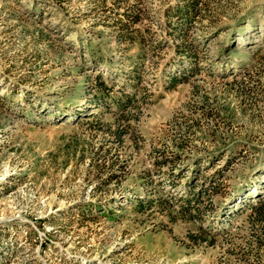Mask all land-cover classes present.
Returning <instances> with one entry per match:
<instances>
[{
    "label": "rangeland",
    "instance_id": "rangeland-1",
    "mask_svg": "<svg viewBox=\"0 0 264 264\" xmlns=\"http://www.w3.org/2000/svg\"><path fill=\"white\" fill-rule=\"evenodd\" d=\"M186 1L0 0V264H264V0Z\"/></svg>",
    "mask_w": 264,
    "mask_h": 264
},
{
    "label": "trees",
    "instance_id": "trees-1",
    "mask_svg": "<svg viewBox=\"0 0 264 264\" xmlns=\"http://www.w3.org/2000/svg\"><path fill=\"white\" fill-rule=\"evenodd\" d=\"M196 0H187L184 6H181L178 10L179 12L184 16V17H193L196 12ZM134 6V5H133ZM132 5L126 4L124 9L119 12V25L122 27V29H119V39L123 42H128V41H135L137 40L135 34L132 33V31L127 30V23L124 22H129V17L128 15L131 16V22H137L138 18L133 15V11L130 10ZM129 8V9H128ZM123 18H126L125 21H121ZM170 80V85H174L175 82L177 81V78L175 75H171L169 77ZM92 97L96 100L98 98H101L102 96H107L110 102L113 104L114 108H116L119 111L124 110V107L126 104L131 100V97L128 95H124V97L118 96V95H112V93L109 92L110 87H107L101 78L100 75H96L94 77V82L92 83ZM92 99V100H94ZM100 103V102H99ZM98 105L97 103L95 106ZM121 113V112H120ZM122 116V115H121ZM114 126L110 128L109 124H106L107 126V131L109 135L112 137L111 139L115 142L114 150L120 145V141L123 139L124 134L128 131L127 127L130 125L128 123H123L117 121V118H114L112 120ZM109 126V127H108ZM115 173H110L108 176L109 179H113L115 177ZM263 189L258 190V192H255L252 196L245 198L246 200H243V196L240 198L241 202H243V205L246 206L249 210L246 218L249 220H254L260 228H264V194H263ZM245 201V202H244ZM145 200L142 197H136L133 200V209H136L137 211H143L146 209L148 204H145Z\"/></svg>",
    "mask_w": 264,
    "mask_h": 264
}]
</instances>
